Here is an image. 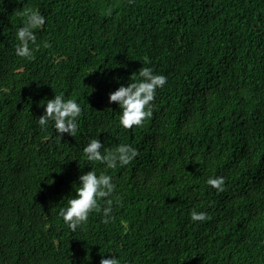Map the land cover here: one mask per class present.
I'll return each instance as SVG.
<instances>
[{
    "label": "trees",
    "instance_id": "trees-1",
    "mask_svg": "<svg viewBox=\"0 0 264 264\" xmlns=\"http://www.w3.org/2000/svg\"><path fill=\"white\" fill-rule=\"evenodd\" d=\"M38 9L31 58L16 54ZM145 56L167 75L151 117L124 128L110 93ZM56 92L83 105L75 135L38 124ZM99 136L139 155L106 168ZM93 167L117 185L111 215L73 230L60 208ZM226 178L218 191L210 176ZM193 208L208 218L193 221ZM264 264V0H0V264Z\"/></svg>",
    "mask_w": 264,
    "mask_h": 264
},
{
    "label": "clouds",
    "instance_id": "clouds-1",
    "mask_svg": "<svg viewBox=\"0 0 264 264\" xmlns=\"http://www.w3.org/2000/svg\"><path fill=\"white\" fill-rule=\"evenodd\" d=\"M25 21L17 28L16 54L31 58L34 54L31 47L37 41L36 29L42 28L46 23V16L38 9H28L24 13ZM150 57L145 56L143 66L139 69V78H130V82L122 83L110 93V100L118 102L122 108L120 123L124 128H132L133 125H142L146 118L153 114L157 89L162 88L168 80L166 74L154 71ZM83 112V105L75 98H69L63 92H56L54 97L46 100V109L39 116L38 124L46 128L49 120H53L54 127L62 138L64 133L75 135L78 131L79 120ZM88 161H100L106 164V168H116L117 165H127L139 155V149L130 143H120L115 148L109 149L99 136L90 138L83 149ZM226 178L222 175L210 176L207 183L218 191L225 188ZM79 187L76 195L69 199L66 206L60 208V215L73 230L85 223L91 212L100 210V198L104 199V222L115 219L112 214L114 203H118V197L113 198L116 183L113 176L106 171H97L93 167L83 172L79 177ZM209 216L206 210L193 208L190 217L193 221H202ZM100 264H132L131 260L121 261L113 253L112 256L101 258Z\"/></svg>",
    "mask_w": 264,
    "mask_h": 264
}]
</instances>
